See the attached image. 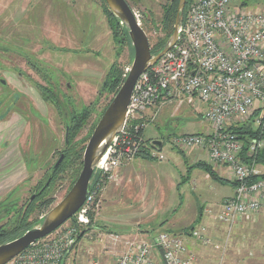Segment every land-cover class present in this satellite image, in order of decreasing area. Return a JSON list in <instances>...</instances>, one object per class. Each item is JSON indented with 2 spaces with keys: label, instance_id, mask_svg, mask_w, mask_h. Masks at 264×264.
Masks as SVG:
<instances>
[{
  "label": "rangeland",
  "instance_id": "obj_1",
  "mask_svg": "<svg viewBox=\"0 0 264 264\" xmlns=\"http://www.w3.org/2000/svg\"><path fill=\"white\" fill-rule=\"evenodd\" d=\"M127 1L140 25L143 20L148 24L150 29L146 36L151 47L160 36L153 27L158 26L162 6L170 0ZM244 2L249 12L264 8V0ZM132 61L133 56H130L127 45L114 44L100 0H0L1 210L8 209L10 204L20 207L26 203L46 171L55 164L57 152L65 143L66 126L62 116L52 105L42 101L35 85H50L61 100H67L76 110L92 103L95 105V111L81 134L84 136L110 99L106 94L99 95L109 67L118 62L127 75ZM202 108L204 105L201 103L193 104L184 100L179 111L171 117L169 114L160 116L158 107L142 115L146 125L143 129L144 139L165 142L161 153L167 161L161 164L150 162V171H157L164 181L166 177L160 168H175L170 160L175 155L170 152L169 142L165 139L204 132L206 125L200 122L204 120L197 121L196 114ZM171 179L173 186L169 179L167 183L162 182L166 187L157 197L149 194L132 204H111L108 203L111 201L108 197L117 195L111 189L119 186L115 184V173L111 180L94 173L90 187L96 189L99 185L101 188L94 199L98 207L88 211L89 225L77 227L79 235L87 232V236L76 241L71 260L82 264L86 252L91 249L97 257H101L103 264L108 263L110 258L106 256L111 253L109 244L106 241L99 242L104 234H117L124 241L167 233L181 238L184 244L187 242L199 246L195 247L203 249L207 256L211 253L210 249L216 251L212 245L204 246L189 235L190 228L194 230L198 226L197 223H189L191 204L186 199L181 204L180 187L184 184L177 187L182 179L181 169H175ZM189 185L186 186L188 190H193ZM67 190V182L57 184L49 194L54 202L44 215L62 200ZM1 210L0 225L6 221ZM106 214H113L117 222L105 220ZM109 224L112 225L109 227ZM73 225L76 224L71 218L63 224L62 229ZM216 225L223 234L216 242L221 243L227 228L219 221ZM260 232L263 234L261 239L256 233L244 238L237 236L233 229L222 257L223 264H250L248 261L254 258L252 247L264 244V228ZM118 250H123V243L119 244ZM219 256L220 253L216 251V260L210 257L206 264H214Z\"/></svg>",
  "mask_w": 264,
  "mask_h": 264
},
{
  "label": "built area",
  "instance_id": "obj_2",
  "mask_svg": "<svg viewBox=\"0 0 264 264\" xmlns=\"http://www.w3.org/2000/svg\"><path fill=\"white\" fill-rule=\"evenodd\" d=\"M244 1L189 0L175 44L138 77L123 126L93 172L111 180L117 169L141 155L166 160L161 153L165 142L158 148L144 139L142 115L168 101L203 104L202 119L210 131L174 136L168 142L178 151H205L208 164L224 166L231 175L234 192L218 215L227 228L222 242L211 241L203 229L189 234L220 253L214 264H223L231 231L264 207V169L254 161L264 140L246 142L232 130L248 126L264 133V8L249 12ZM90 182L84 204L72 217L76 225L60 226L7 264H79L71 258L76 241L87 232L79 235L77 227L89 225L87 213L98 207L94 199L101 189H92ZM102 241L111 250L106 264H198L184 241L167 233L124 241L117 234H104ZM121 243L123 250L117 251ZM100 258L89 249L82 264H103Z\"/></svg>",
  "mask_w": 264,
  "mask_h": 264
},
{
  "label": "trees",
  "instance_id": "obj_3",
  "mask_svg": "<svg viewBox=\"0 0 264 264\" xmlns=\"http://www.w3.org/2000/svg\"><path fill=\"white\" fill-rule=\"evenodd\" d=\"M100 1L102 2V11L111 30L114 44L122 45L124 43L128 47L130 56H133V48L131 46L130 39L128 38L126 29L120 25L119 20L108 10L104 1ZM125 2L128 4L127 0H125ZM177 3L178 0H170V2L162 6L161 20L158 26L153 27L160 33V36L155 39V42L150 47L152 55L158 54L164 48L173 32ZM188 3L189 0H186L183 16ZM141 28L147 35L150 28L144 20L143 22L141 21ZM125 78L126 74H124L123 68L118 64V62H114L109 67L99 90V95L106 94L110 96V99L98 113L96 120L90 125L84 136H81V134L87 127L88 122L95 111V105L92 103L88 106H82L79 110H76L67 100L65 102L64 100H61L58 93H55V91L51 89L50 85H35L42 101L52 105L57 113L62 116L65 126L68 127L67 142L64 143L63 148L57 152V160L60 156H62V160L57 168L52 171V167L54 166L53 164L51 168L46 171L43 180L35 187L34 194L26 201V203L20 207L10 204V207L4 210H1L3 203L0 204V210L4 213V219L6 220L4 224L0 225V245L20 237L26 231L39 224L40 217L44 215L54 202L53 198L49 194L59 182H67L68 190L72 187L82 169L83 152L92 131L102 113L121 87ZM232 130L239 135L241 140L246 142L250 139L264 140V133L260 132L259 129L252 130L250 127H237L232 128ZM244 160L247 161V159ZM254 161L264 169V149L256 154ZM194 166L202 169L213 180H220L207 164L197 163ZM93 178L94 174L92 175L91 180ZM262 178L264 179V173ZM33 216L35 217L33 218ZM191 230H193V227L190 228V231Z\"/></svg>",
  "mask_w": 264,
  "mask_h": 264
},
{
  "label": "crops",
  "instance_id": "obj_4",
  "mask_svg": "<svg viewBox=\"0 0 264 264\" xmlns=\"http://www.w3.org/2000/svg\"><path fill=\"white\" fill-rule=\"evenodd\" d=\"M180 108L181 102L179 101H168L158 106L160 116L169 114L170 117L176 114V112H178ZM204 110L205 106L201 109L200 112H196L197 121L202 119V113L204 112ZM200 122L206 125V129L204 132L200 131L198 133L202 134L210 131V126L207 123H205L204 121ZM169 139L170 138H167L165 140L167 141ZM174 151L176 153H174ZM170 152L175 155L170 159L173 161V165L175 166V168L172 169L166 166L160 168V170L163 171V174L166 177V181H164L163 178H160L157 171H150V162L161 164L166 162L167 160L153 161L147 159L146 156L141 155L129 165L117 169L115 171V184H119V186L117 188L113 187L111 189V192H114L117 195L115 197H108L109 199H111V201H109L108 203L116 204L125 202L132 204L139 201L141 197L149 194L155 195V197H157L158 194H162L163 188L166 187V185L164 186L162 182L167 183L168 179L171 182V175L175 172V169H181L182 179L180 180V183L177 185V187L181 186V184H184L180 187L181 204L185 199V201H188L191 204V206L189 207L191 211V218L189 223H197L198 229H204L208 237L210 236V239H214L215 241H217L219 236L223 237V234L220 232V229L216 225V222L218 221V215L221 212V205L223 201L231 197L234 192V185L231 180L230 173L224 166H212L208 164L207 154L205 153V151L192 150L183 153L182 151H178L170 147ZM197 163H205L210 166L214 174L220 180H213L202 169L195 167L194 165ZM187 184H190L189 186H191L193 190L189 191L186 187ZM170 185L173 186V181ZM185 187L187 188L186 190ZM151 190L153 192H151ZM199 199L201 201V206L199 205ZM104 218L105 220H110L112 223L117 222L113 214H106ZM263 222L264 207L256 214L251 215L248 219H243V221L234 228L236 235L238 234L237 236L240 235L244 238H247L248 236H252L256 233L261 239V237H263V234H261L260 230L261 228H264L262 227L264 226ZM110 225L112 224H109L108 226L110 227ZM239 225L241 227H238ZM190 244L185 242V246L195 256L198 263L206 264V260H208L210 257H213V260H216V251L210 249V252L212 254L209 252L211 256L210 254L207 256L206 252L203 249L201 250V248H196L199 246H196L193 243ZM191 246H196V249L194 248V250ZM198 250L200 251L198 252ZM252 254L254 258L248 261L250 262V264H264V244H260L257 247H252ZM213 260L212 262H214Z\"/></svg>",
  "mask_w": 264,
  "mask_h": 264
},
{
  "label": "water",
  "instance_id": "obj_5",
  "mask_svg": "<svg viewBox=\"0 0 264 264\" xmlns=\"http://www.w3.org/2000/svg\"><path fill=\"white\" fill-rule=\"evenodd\" d=\"M108 10L126 29L133 48V61L121 87L112 98L86 144L82 157V169L78 178L68 190L62 200L49 210L39 221V224L26 231L20 237L0 245V264H7L30 245L54 232L71 219L82 207L88 195L89 182L94 169L105 155L113 138L121 130L127 106L133 87L138 77L153 66L176 42L177 32L183 21L186 0H178L173 32L164 48L156 55H152L149 42L141 25L125 0H103ZM3 83V81H2ZM65 143L67 142L68 127L65 129ZM160 148V141H153ZM62 156L52 167L57 168Z\"/></svg>",
  "mask_w": 264,
  "mask_h": 264
}]
</instances>
